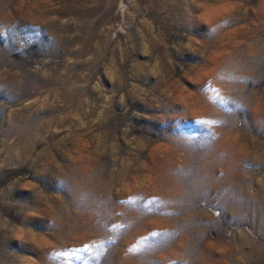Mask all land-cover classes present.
<instances>
[{"label":"rangeland","instance_id":"obj_1","mask_svg":"<svg viewBox=\"0 0 264 264\" xmlns=\"http://www.w3.org/2000/svg\"><path fill=\"white\" fill-rule=\"evenodd\" d=\"M0 264H264V0H0Z\"/></svg>","mask_w":264,"mask_h":264},{"label":"snow or ice","instance_id":"obj_2","mask_svg":"<svg viewBox=\"0 0 264 264\" xmlns=\"http://www.w3.org/2000/svg\"><path fill=\"white\" fill-rule=\"evenodd\" d=\"M198 123H202V124H205V123H210L209 121H198ZM151 235L153 237L157 236V235H161L160 233H157V232H153L151 233ZM146 239V238H145Z\"/></svg>","mask_w":264,"mask_h":264}]
</instances>
